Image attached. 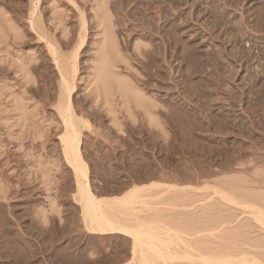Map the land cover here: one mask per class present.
<instances>
[{"label":"rangeland","instance_id":"374dc122","mask_svg":"<svg viewBox=\"0 0 264 264\" xmlns=\"http://www.w3.org/2000/svg\"><path fill=\"white\" fill-rule=\"evenodd\" d=\"M83 25L71 100L96 196L142 185L159 229L264 262L254 209L215 194L264 208V0H0V264H136L130 236L89 231L62 153L58 67Z\"/></svg>","mask_w":264,"mask_h":264},{"label":"bare ground","instance_id":"6f19581e","mask_svg":"<svg viewBox=\"0 0 264 264\" xmlns=\"http://www.w3.org/2000/svg\"><path fill=\"white\" fill-rule=\"evenodd\" d=\"M84 23L85 21L83 22V24ZM84 26L85 25H83L82 27ZM82 30L83 33L80 34L81 35L80 44L75 50V52L72 54L73 62H72V66L71 67L69 66L70 67V69L68 68L69 70H64L66 66L64 68H62L61 65L59 66L58 59H56L57 57L55 58L56 55L54 54L55 52H53L54 49L52 52L55 55V56L53 55L54 60L57 62L56 64L59 66L58 69L61 78L60 84L62 85L60 86L62 87L63 89L62 91L66 96V99L63 100L66 101L62 103L60 102L61 101L60 100L59 101L60 107H58L59 108L58 113H60L59 115L61 118V122L63 124V130L62 133L60 134L62 153L68 166L73 171L74 177L76 179L77 189H78L77 194L79 193L78 200L81 202L82 214L89 231L92 233H99V234L119 233L125 236H130V238H132V247H131L132 261H136V264H159V263L160 264H199V262L200 263L203 262L202 264H247V263L264 264V262L256 255V253H250L244 250H240L241 252L238 251L239 252L238 254L236 250H235L236 254L233 253L235 252L234 250H231V253L226 254L225 252L230 250V249L229 250L226 249V251L224 250L223 252L225 254L221 253L222 251L220 252V254L217 251L218 254H216L217 252H213L210 249L211 246H209L208 248L209 250H211L210 252L204 250L205 248H207L205 247L206 244L203 245L205 248L204 249L202 248L203 249L202 250L199 248L200 247L199 246L200 239L198 236L199 232L192 234L189 233L187 234V236H182L177 226L173 224H172L173 227L171 228L169 227L165 229V231L164 229L162 230V228L159 229L164 225L163 224L162 226L160 225L161 223L158 221V218L157 221L159 222V224H157V221H154L153 218L155 217L149 219L146 217L147 215L145 216L142 212L144 210V207L150 206L151 204L148 203L147 201L148 199L143 198L142 193L145 188L143 189L142 185H135L131 187L129 190H126L124 194L114 197L96 196L88 181L87 163L85 162L82 156V144H83V130L81 125L82 119L78 115L79 114L78 112L81 113L82 111L73 104L74 100L73 101L71 100V96L74 93L76 86L75 81L78 72L77 62L79 57V50L82 44L84 43L86 37V28L84 27ZM112 48L113 47L110 48L109 46H107L106 52L113 55ZM150 55L151 57H156L154 54H150ZM108 72L110 73V71ZM106 77H107V73H106ZM106 77L105 75L101 76L102 80H105ZM107 83L108 82H106L105 84L106 86ZM114 87L116 90V86ZM110 91L112 93L111 89ZM99 93H101V91ZM106 93H108L107 89H106ZM64 94L62 96L63 98L65 97ZM160 112L162 113V111ZM216 193L223 196L230 203L240 205L243 208L250 207L254 209L251 214L254 215V218L264 226V208L262 206H259L258 204L245 202L240 198L224 190L216 189L215 194ZM175 206L177 207V205ZM182 206L183 205H181L180 207L182 208ZM157 208L159 210V207ZM186 210H190V209H186ZM141 213L144 216L141 215ZM164 222H166V220H164ZM157 230L160 231L158 232ZM216 231H219V228L207 227V229H205L203 233L211 237V235L217 234ZM201 244L202 243H200V245ZM212 248L215 250V247ZM200 250L202 252L203 251L206 252L202 253Z\"/></svg>","mask_w":264,"mask_h":264}]
</instances>
